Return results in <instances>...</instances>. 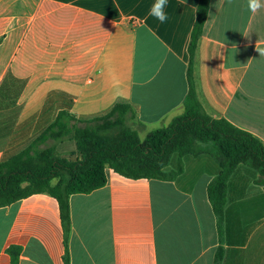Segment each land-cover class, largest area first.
<instances>
[{
    "label": "crops",
    "instance_id": "crops-1",
    "mask_svg": "<svg viewBox=\"0 0 264 264\" xmlns=\"http://www.w3.org/2000/svg\"><path fill=\"white\" fill-rule=\"evenodd\" d=\"M154 2L0 0V163L33 145L62 112L89 120L129 104L142 140L185 114L200 0H168L164 24L148 15ZM257 42L264 47V8L210 0L193 79L211 118L264 142ZM47 145L63 157L77 152L73 139ZM200 149L172 158L171 170L183 166L172 181L107 169L104 187L70 197L67 238L48 194L0 208V264H67V255L69 264H215L220 249L222 264H264L259 171L240 164L230 176L220 233L209 188L222 168L214 146ZM11 247L21 249L16 263Z\"/></svg>",
    "mask_w": 264,
    "mask_h": 264
},
{
    "label": "trees",
    "instance_id": "trees-1",
    "mask_svg": "<svg viewBox=\"0 0 264 264\" xmlns=\"http://www.w3.org/2000/svg\"><path fill=\"white\" fill-rule=\"evenodd\" d=\"M210 0H200L189 52L190 91L183 116L167 126L150 132L144 140L128 121L134 116L129 104L118 103L100 117L79 120L62 112L56 122L28 149L0 163V208L35 194H48L60 206L61 219L68 237L71 227L69 199L75 194H90L107 184V169L130 179L175 180L183 172L182 163L171 170L174 156L181 158L202 153L200 147L213 144L221 172L209 188V196L223 230L227 183L240 164L259 171L264 184V142L235 127L227 120L213 119L201 105L193 79L197 45L208 19ZM73 139L74 155L63 157L55 147L43 148L50 139ZM8 253L16 263L21 253L11 247ZM223 251L215 264H222ZM69 264L68 255L65 257Z\"/></svg>",
    "mask_w": 264,
    "mask_h": 264
},
{
    "label": "clouds",
    "instance_id": "clouds-1",
    "mask_svg": "<svg viewBox=\"0 0 264 264\" xmlns=\"http://www.w3.org/2000/svg\"><path fill=\"white\" fill-rule=\"evenodd\" d=\"M167 6L168 0H155L148 11V15L155 18L161 24H164L169 20L168 13L165 11ZM261 8H264L261 0H247L248 11L256 13ZM256 51L260 53V56H264V47H261L258 42L256 44Z\"/></svg>",
    "mask_w": 264,
    "mask_h": 264
},
{
    "label": "rangeland",
    "instance_id": "rangeland-1",
    "mask_svg": "<svg viewBox=\"0 0 264 264\" xmlns=\"http://www.w3.org/2000/svg\"><path fill=\"white\" fill-rule=\"evenodd\" d=\"M133 117H134V116H133ZM133 117L129 119V121H128V125H129L133 130H136V131L139 133L140 128H139V127H134V126H133V124H135V122H134V118H133ZM140 135H141L142 138H144V133L140 132ZM205 145H212V146H213V144H211V143H209V144H205ZM47 147H52V146H48L47 143H46V145H44L43 148H47Z\"/></svg>",
    "mask_w": 264,
    "mask_h": 264
}]
</instances>
